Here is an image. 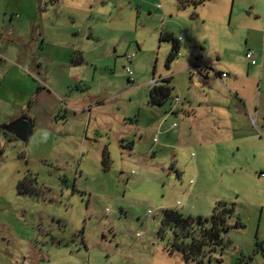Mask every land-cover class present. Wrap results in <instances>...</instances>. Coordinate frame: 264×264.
<instances>
[{
  "label": "rangeland",
  "instance_id": "1",
  "mask_svg": "<svg viewBox=\"0 0 264 264\" xmlns=\"http://www.w3.org/2000/svg\"><path fill=\"white\" fill-rule=\"evenodd\" d=\"M2 50L0 264H264V0H0ZM165 77L171 96L150 105ZM22 115L27 141L2 130ZM219 203L230 226L210 258L159 232L165 208Z\"/></svg>",
  "mask_w": 264,
  "mask_h": 264
},
{
  "label": "trees",
  "instance_id": "2",
  "mask_svg": "<svg viewBox=\"0 0 264 264\" xmlns=\"http://www.w3.org/2000/svg\"><path fill=\"white\" fill-rule=\"evenodd\" d=\"M164 38L171 42V49L165 61V66L169 68L173 59L179 54L180 41L171 33H167ZM76 59L77 56L74 55L72 62L77 64ZM171 90V77L162 78L156 84L151 85L148 92V103L156 106L163 105L171 96ZM19 187L20 183L17 187L18 192H26ZM230 212H232V208H228L223 203H219L210 217L205 218L182 216L171 208H165L162 211L159 232L163 233L169 229L173 235L172 246L180 250L186 257L203 255V257L210 258L216 246L222 243L221 232L229 229L230 225L227 223L226 217L227 213L230 214ZM261 245L262 243H260Z\"/></svg>",
  "mask_w": 264,
  "mask_h": 264
},
{
  "label": "crops",
  "instance_id": "3",
  "mask_svg": "<svg viewBox=\"0 0 264 264\" xmlns=\"http://www.w3.org/2000/svg\"><path fill=\"white\" fill-rule=\"evenodd\" d=\"M7 51L6 50H4V52H3V50H2V53L0 54V57H1V61H0V71H3L2 72V74H0V76H2L3 78L4 77H6V75H9V71H8V69H10V65H8L6 68H4L3 70H2V68H3V66H4V64H5V62L7 61ZM193 64H190V65H188L187 67H188V69L189 70H191V72H190V77H189V79H190V81L194 84V85H196V86H198V87H202V86H204V85H206L207 83H208V81H209V77H208V75H207V73H206V71L205 70H203L201 67H199L198 65H195V67H193L192 66ZM218 77L221 79V80H223V79H225L226 78V76H221L220 74H218ZM5 80V79H4ZM1 83V82H0ZM40 89H41V87H39V86H37L36 87V91L37 92H39L40 91ZM23 98V101L21 102V104L22 103H24L27 99V101H26V105H25V107H27V108H29V110L28 111H30V109L32 108V106H33V103H32V98L30 99L29 97H27V96H23L22 97ZM176 99H177V101L179 102V98H177L176 97ZM240 101H242L241 99H240ZM209 104H208V102H206V106H208ZM25 109V108H24ZM193 111V110H192ZM186 113H187V117L188 118H194V116H193V114H192V117L190 116V115H188V112L186 111ZM166 117V116H165ZM186 117V118H187ZM188 118H187V120H188ZM167 119V118H166ZM166 119L165 120H163V119H160V118H158L157 119V123H158V125L159 124H162L161 126H163V123H164V121H166ZM159 120H160V122H159ZM166 130H168V129H166ZM163 132V131H162ZM198 135H200V138H199V140H198V142L200 143V144H203V142H207L206 141V136L204 135V134H200V133H198ZM247 138V135L246 136H244L243 137V139L242 140H244V139H246ZM197 140V139H196Z\"/></svg>",
  "mask_w": 264,
  "mask_h": 264
},
{
  "label": "water",
  "instance_id": "4",
  "mask_svg": "<svg viewBox=\"0 0 264 264\" xmlns=\"http://www.w3.org/2000/svg\"><path fill=\"white\" fill-rule=\"evenodd\" d=\"M3 130L20 141H27L32 135L33 123L31 118L21 116L4 125Z\"/></svg>",
  "mask_w": 264,
  "mask_h": 264
},
{
  "label": "flooded vegetation",
  "instance_id": "5",
  "mask_svg": "<svg viewBox=\"0 0 264 264\" xmlns=\"http://www.w3.org/2000/svg\"><path fill=\"white\" fill-rule=\"evenodd\" d=\"M22 116H26V117H28L27 115H22ZM3 127V126H2ZM2 130H3V128H2ZM4 131V130H3ZM5 132V131H4ZM8 134V133H7ZM10 135V134H9ZM35 180V178L33 177V175L32 174H28V175H26L22 180H20L19 181V183H20V188L21 189H24V191H26V188L28 189V185L27 184H29V183H31L32 181H34ZM259 247L260 248H262V249H264V246L263 245H259ZM256 249H257V247H256ZM254 250L252 253L253 254H256L258 251V249L257 250ZM243 263L244 264H259V262H257V261H255V256L252 258L250 255H248L245 259H244V261H243Z\"/></svg>",
  "mask_w": 264,
  "mask_h": 264
},
{
  "label": "built area",
  "instance_id": "6",
  "mask_svg": "<svg viewBox=\"0 0 264 264\" xmlns=\"http://www.w3.org/2000/svg\"><path fill=\"white\" fill-rule=\"evenodd\" d=\"M245 57H246L248 60H250V63H251L252 65H254V64L256 63V61H255V59H254V52H253L252 50L247 51ZM0 61H1V57H0ZM126 61H127V63H128V66H126L125 70H126V73H127L129 76H131V75H132V70H131V67H129V65L132 64V55L127 56V57H126ZM220 75H221V76H225L223 73L220 74ZM158 81H159V80H155V79H153V78L151 79V83H152V85L156 84ZM176 101H177V99H176ZM261 175H264V174L262 173ZM263 246H264V243H263Z\"/></svg>",
  "mask_w": 264,
  "mask_h": 264
},
{
  "label": "clouds",
  "instance_id": "7",
  "mask_svg": "<svg viewBox=\"0 0 264 264\" xmlns=\"http://www.w3.org/2000/svg\"><path fill=\"white\" fill-rule=\"evenodd\" d=\"M159 81H160V80H159ZM159 81H158V82H159ZM262 245H263V243H262Z\"/></svg>",
  "mask_w": 264,
  "mask_h": 264
}]
</instances>
